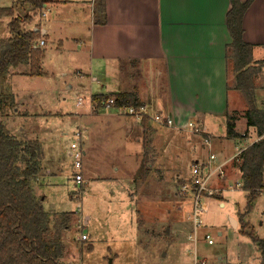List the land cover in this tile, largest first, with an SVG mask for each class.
I'll return each instance as SVG.
<instances>
[{
  "label": "crops",
  "instance_id": "1",
  "mask_svg": "<svg viewBox=\"0 0 264 264\" xmlns=\"http://www.w3.org/2000/svg\"><path fill=\"white\" fill-rule=\"evenodd\" d=\"M98 1L50 0L40 11L32 14L34 20L38 15L47 18L43 26L34 24V20L31 23L34 30L40 29L44 40L42 60L46 56L48 43L55 44L58 54H65V44L72 42L75 44L74 50L67 54L74 57L72 61L82 63L79 65L82 70L77 71L78 81L68 85L67 93L88 97L89 105L81 111L64 115L77 124L75 132L80 131L85 139L80 146L83 154L81 167L74 170V177L80 174L81 181L78 185L73 181L74 188H83L85 176L90 180L102 179L96 172L108 168L109 178L104 179L114 182L124 194V200L125 194L128 196L131 209L134 176L141 163L146 161L147 167L161 173L176 172L178 156L174 148L177 149V144L180 146L183 142L184 146L187 143L196 144L195 136L182 138L169 130L186 132L188 129L177 128L186 123L205 127V120L209 124L216 121L226 124L229 112L245 106L237 92L226 89L230 83L225 63V46L230 43L225 29L229 0H105V23H102L103 16L98 12ZM242 29L243 41L253 46V61H264V0H254L248 7ZM42 73L39 77L44 76ZM263 79L264 71L254 79L256 105L262 110ZM95 85L98 92L93 91ZM231 92H234V96L229 99ZM119 93L136 96L143 109L142 117L147 119L145 125L142 119L132 116L112 111L102 113L103 109L92 101L93 97ZM243 110L242 120L237 121L238 118L233 115L236 118L234 130L242 138L227 140L225 129L217 136L210 132L211 136L206 134L208 143L202 145L208 153L216 152L227 161V158L233 159L238 151L258 139L253 128L246 130L243 116L246 108L243 107ZM150 112H153L152 117ZM154 116L168 119L172 125L161 126L154 122ZM236 122L243 127L240 132L236 130ZM26 132L23 128L18 135L22 134L26 140ZM251 134L255 136L253 140ZM37 137L32 140L38 142L42 160L39 175L32 181V191L37 198H41L42 209L50 216L70 215L43 208L46 194L42 187L47 186L46 189L50 190V186H53L50 180L55 178L54 171L59 164L46 141H39ZM111 141L118 142L115 154L120 156L116 158L114 152L107 153L106 146H103ZM235 141L241 145L240 148H237ZM126 159L130 165V159L133 160L132 168L125 167ZM117 161L122 164L119 166ZM234 162L229 161L224 167L225 178L217 185H234L237 180L241 181L239 168ZM219 199L220 207H223L222 196ZM88 219L85 221L88 222ZM229 221L234 230L239 228L238 220L229 218ZM66 232H63V238ZM171 233H174L172 229ZM84 241L76 239L75 242ZM252 247L255 249L254 244ZM258 262L259 255L253 264Z\"/></svg>",
  "mask_w": 264,
  "mask_h": 264
},
{
  "label": "rangeland",
  "instance_id": "2",
  "mask_svg": "<svg viewBox=\"0 0 264 264\" xmlns=\"http://www.w3.org/2000/svg\"><path fill=\"white\" fill-rule=\"evenodd\" d=\"M20 1L23 0H0V8L12 7L15 2L17 4ZM22 12L29 14L26 6L23 8L20 6L15 15L20 16ZM47 14L46 11L45 15ZM8 21V18L0 19L2 40L10 36L7 29ZM46 21L47 18L38 15L33 23L42 25ZM33 23L24 22L22 27L33 31ZM74 45L72 42L65 44V54H58L55 52L54 43L47 44L46 56L41 63L43 77L36 79L25 74L11 76L12 73L27 72L26 64L9 69L5 87L14 95L17 111H7L8 114L1 120L8 132L19 140H25L22 134L18 135L24 128L27 131L26 140L36 139L38 136L39 141H46L57 159L59 165L54 171L55 178L50 180L53 186H50V190L43 186L42 190L46 194V200L43 202L45 210L70 214V228L66 230L64 238L62 237L65 252L60 264H192L194 250L198 261L204 260L207 264L238 262L253 264L255 260L257 262L258 255L252 247V242L240 234L239 229L234 230L229 221V218L238 220V213H243L246 206V194L242 190V185H239L240 180H237L239 187L233 186L234 192L226 190L221 194L223 207H220V195L202 200L204 214L200 216L197 244L194 246L187 238L192 232V222L189 219L191 206L188 198L180 195V188L184 182H188L191 165L195 161L204 163L207 160L209 153L202 146L204 137L210 132L214 136L221 135L225 129L223 121L209 124V121L205 120L203 123L205 127L204 125L198 127L205 134L199 132L195 134L189 129L190 132L186 130L180 133L169 130L170 133L182 138L195 136L196 144L187 143L184 146L183 142L180 146L177 144V149L174 148L178 156L176 172L154 171L147 167L148 162L143 161L141 170H137L138 173L136 172L134 176L131 209L128 196L125 194L124 200V194L114 182L104 179L109 178L108 168L96 172L102 179L90 180L85 176L83 188H74V160L68 156V152L71 144H78L80 147L85 139L81 135L74 137L77 124L64 115L81 111L87 108L90 102L89 98L83 95L67 93L68 85L78 81L77 71L82 70L79 66L82 63L72 61L74 57L67 54L73 52ZM93 91H99L97 85L93 87ZM234 92H231L229 99L234 96ZM237 94L245 105L242 96L238 92ZM78 98H81L80 104L77 103ZM243 107L246 108V105L239 107L235 112H229V115H235L237 121L242 120ZM101 109L104 110L102 113L109 111L121 113L117 108ZM152 113L150 112L151 117ZM45 114L48 115L44 116ZM236 124L238 132L243 130L238 122ZM194 125L196 126V123ZM245 128L251 130V127ZM251 137L252 140L255 138L253 134ZM235 145L237 148L241 147L236 141ZM103 146H106L107 153L115 154L118 142L111 141ZM121 154L123 156L122 152ZM212 154L218 161L225 160L216 152ZM117 155L120 156L117 153L114 155L115 158ZM130 162L131 165L126 159L125 167L132 168L133 160L130 159ZM117 164L120 166L122 162L117 161ZM263 213L264 195L260 194L255 198L252 211L244 220L261 239H264ZM86 218H89L88 222L85 221ZM171 229L174 233H171ZM82 234L88 239L84 242H75ZM204 235H208L213 242L212 245H207Z\"/></svg>",
  "mask_w": 264,
  "mask_h": 264
},
{
  "label": "trees",
  "instance_id": "3",
  "mask_svg": "<svg viewBox=\"0 0 264 264\" xmlns=\"http://www.w3.org/2000/svg\"><path fill=\"white\" fill-rule=\"evenodd\" d=\"M49 1L23 0L12 7L0 8V19L9 20L7 29L10 35L0 39V264H60L65 252L62 235L70 228V215L50 216L42 209L41 198L32 191V181L39 175L42 160L38 142L17 139L1 121L7 111L17 109L14 95L5 87L9 69L26 64L27 72L12 73L11 76L25 74L38 78L43 75L41 60L44 52L41 48H33L42 37L40 29L26 30L22 23L31 22L32 14ZM253 1L229 0L225 29L230 43L225 46V63L227 80L232 84L228 82L226 89L237 91L244 99L246 126L253 128L258 138L241 150L234 163L239 168L242 190L246 194V206L243 213L238 214L239 233L254 244L259 255L257 264H264V240L257 237L244 220L252 211L255 198L264 189V110L257 108L254 97V79L264 71V61H253V46L243 41L242 29L243 17ZM20 6H26L29 14L15 15ZM98 12L105 23V0L98 1ZM109 98L114 99L115 107L131 106L135 110L142 107L136 96L130 93L93 97L92 101L102 107V101ZM226 116L225 138L230 141L241 139L242 136L234 130L235 116ZM141 119L145 125L146 117ZM141 165L137 170H141Z\"/></svg>",
  "mask_w": 264,
  "mask_h": 264
},
{
  "label": "built area",
  "instance_id": "4",
  "mask_svg": "<svg viewBox=\"0 0 264 264\" xmlns=\"http://www.w3.org/2000/svg\"><path fill=\"white\" fill-rule=\"evenodd\" d=\"M44 46V40L42 37L38 39V41L34 45V49L42 48ZM264 80V79H263ZM81 98H78L77 103L80 104ZM102 107L106 109L110 108H117L121 113V115L124 116H132L135 119H140L142 118L143 115V109L142 107L138 110H135L131 106H120V107H115L114 106V99L109 98L105 101H102ZM154 122L162 125H166L170 127L172 125V122L170 120H165L164 118H161L159 116H154ZM177 128H183V129H189L192 130L193 133L199 132L200 134H205L201 132V130L193 124V123H186L185 125H180ZM81 132L76 131L74 134V137H80ZM205 143H208V137L206 136L204 139ZM242 151H238L234 156L233 159L231 160H223V161H218L217 157L209 153L207 160L204 163L200 162H195L194 164L191 165L190 167V174L188 177V182H184L181 185L180 188V195L184 196L185 198H188L189 204L191 206L190 208V221L192 222V232L187 236L188 239L193 243L195 246L197 244V231L200 228L201 221H200V216L204 214V208L201 204L202 200L204 198H209V197H215L217 195H220L225 192L226 190L229 192H234L235 187H239L238 183H234V185H227L225 187L217 185V182L222 181L225 178V169L224 167L229 163V161L235 160L238 155ZM68 156H70L74 160V169L77 171L81 167V160L83 157V154L81 152L80 147L78 144H71ZM75 184L78 185L80 184L81 181V175L77 174L74 177ZM241 183V182H240ZM241 186V184H239ZM229 189V190H228ZM260 194L264 195V189L260 192ZM204 239L207 243V245H212L213 242L211 239H209L208 235H204ZM80 240L84 241L86 240L85 235L80 236ZM193 262L192 264H207L204 260H201L200 262L198 261V258L195 254V250L193 251Z\"/></svg>",
  "mask_w": 264,
  "mask_h": 264
},
{
  "label": "water",
  "instance_id": "5",
  "mask_svg": "<svg viewBox=\"0 0 264 264\" xmlns=\"http://www.w3.org/2000/svg\"><path fill=\"white\" fill-rule=\"evenodd\" d=\"M233 224H234V221H233Z\"/></svg>",
  "mask_w": 264,
  "mask_h": 264
}]
</instances>
